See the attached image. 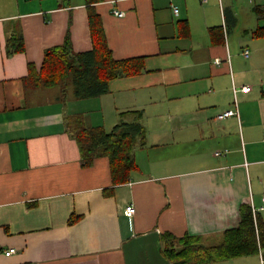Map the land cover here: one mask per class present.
<instances>
[{"label": "crops", "instance_id": "0c3cea01", "mask_svg": "<svg viewBox=\"0 0 264 264\" xmlns=\"http://www.w3.org/2000/svg\"><path fill=\"white\" fill-rule=\"evenodd\" d=\"M96 12L114 58L144 70L78 99L72 85L35 86L29 65L39 73L67 36L75 53L93 49L83 0H0V264H174L165 234L213 246L243 207L263 206L264 0H103ZM18 33L25 52L8 54ZM234 86L251 91L218 119L236 110ZM121 121H140L146 143L114 186L109 158L85 166L75 136Z\"/></svg>", "mask_w": 264, "mask_h": 264}, {"label": "trees", "instance_id": "16d2710c", "mask_svg": "<svg viewBox=\"0 0 264 264\" xmlns=\"http://www.w3.org/2000/svg\"><path fill=\"white\" fill-rule=\"evenodd\" d=\"M102 1L83 0L88 10L93 49L75 53L67 36L65 44L46 50L39 73L29 65V78L35 86H63L67 89L72 85L76 98L88 99L105 94L111 80L137 75L144 70L141 59L119 61L114 58L101 17L96 12V5ZM258 35L264 36V31ZM7 50L8 54L25 52L23 35H11ZM75 137L85 166L92 165L96 158H109L114 186L129 181L137 168L135 151L146 143L145 129L140 121H121L111 132L102 128H83ZM163 240L166 242L163 255L174 264H214L259 252L250 206L243 207L240 225L226 231L216 245L205 246L201 239L188 235L177 239L165 234ZM260 244L264 248V235L260 237Z\"/></svg>", "mask_w": 264, "mask_h": 264}, {"label": "built area", "instance_id": "2783aa9c", "mask_svg": "<svg viewBox=\"0 0 264 264\" xmlns=\"http://www.w3.org/2000/svg\"><path fill=\"white\" fill-rule=\"evenodd\" d=\"M202 1H206V0H202ZM174 13H175L176 16L179 13V11H178V9L176 7L174 8ZM114 15L117 16V17H123L124 13L121 12V11H115ZM249 54H250V52L248 50H246L244 52V55L246 57H248ZM216 64H220V62L217 61ZM250 91H251V87L250 86H243L241 88L234 86L233 87V92H234V95H235L236 110L225 111L224 113H222L221 115L218 116V119H225V118L231 117V116H238L239 112H238V105H237V95H238L239 92H250ZM133 211H134V209L132 207H130V208H128L125 211V215L128 216V217H131L132 214H133ZM251 211H252V216H253V221H254L255 233H256V236H257V239H258V243H259V255L261 257V264H264V253H263V249H262L261 244H260V237L262 235H264V226L261 227V223L259 221V213L261 211H264V199H263V206L262 207L257 208L254 205H252L251 206ZM16 252H17L16 249L11 248V249H8V250L5 251V255L6 256H11V255H14Z\"/></svg>", "mask_w": 264, "mask_h": 264}]
</instances>
